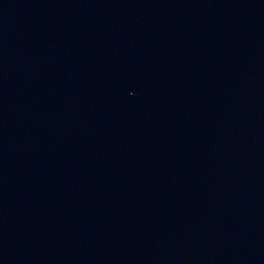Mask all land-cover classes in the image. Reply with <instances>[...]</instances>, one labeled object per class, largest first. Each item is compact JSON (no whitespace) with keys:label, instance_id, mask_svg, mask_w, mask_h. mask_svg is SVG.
<instances>
[{"label":"water","instance_id":"95a60500","mask_svg":"<svg viewBox=\"0 0 264 264\" xmlns=\"http://www.w3.org/2000/svg\"><path fill=\"white\" fill-rule=\"evenodd\" d=\"M264 176V0H0V264H121Z\"/></svg>","mask_w":264,"mask_h":264}]
</instances>
